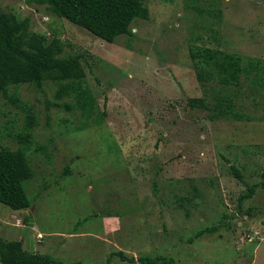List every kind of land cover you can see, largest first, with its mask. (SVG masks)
Listing matches in <instances>:
<instances>
[{
	"label": "rangeland",
	"instance_id": "1",
	"mask_svg": "<svg viewBox=\"0 0 264 264\" xmlns=\"http://www.w3.org/2000/svg\"><path fill=\"white\" fill-rule=\"evenodd\" d=\"M146 5L148 20H135L132 35L106 43L32 0H0L4 11L28 17L32 31L80 57L97 108L88 120L66 110L72 100H56L52 82L0 95V148L21 147L24 117L11 94L37 120L27 152L33 177L25 184L32 205L12 210L0 203V237L64 264H105L116 251L175 264H264V85L243 82L235 98L239 121L211 120L188 106L189 99L212 101L219 90L198 84L191 46L264 62V0ZM100 112L105 117L96 124ZM251 187V198L242 199ZM181 198L190 203L180 208ZM219 222L217 233L188 243Z\"/></svg>",
	"mask_w": 264,
	"mask_h": 264
},
{
	"label": "trees",
	"instance_id": "2",
	"mask_svg": "<svg viewBox=\"0 0 264 264\" xmlns=\"http://www.w3.org/2000/svg\"><path fill=\"white\" fill-rule=\"evenodd\" d=\"M32 1L44 6L57 18L65 19L106 43H114L120 36L132 35L131 24L135 20L149 19L146 0ZM188 54L198 84L202 87L209 85V89H219L214 93L212 101L202 97L189 99L188 106L206 111L211 120H241L243 116L235 103L237 91L242 88L243 82L248 80L256 86L264 85V62L201 46H191ZM46 82L57 85L54 95L56 100H72L71 105L64 106L66 110H78L87 120L94 116L97 109L96 100L86 82V73L80 57L65 54L64 44L59 39L32 31L28 17L20 18L17 14L4 11L0 6V95L6 96L10 87L23 84L40 90ZM231 88L233 90H230ZM8 101L21 111L24 120L18 136L21 147L16 150L0 148V203L12 210H21L32 205L26 196L25 184L33 177L27 152L32 145L31 135L33 128L37 126V120L32 107L17 93L11 94ZM52 106L61 107L58 103H53ZM104 117L105 113L100 112L95 115L93 122L100 124ZM228 166L232 175L240 180L241 175L234 165L228 162ZM258 186L264 189V168ZM253 190V187L249 188L242 199L251 198ZM178 201V206L182 208V203L188 199L181 198ZM221 225L219 222L196 231L187 239L188 243L214 235ZM112 256L129 263L175 264L172 258L162 255H142L135 259L126 257L121 251L110 253L105 264H110L109 258ZM0 264L64 263L47 255L25 251L20 241H6L0 237Z\"/></svg>",
	"mask_w": 264,
	"mask_h": 264
},
{
	"label": "crops",
	"instance_id": "3",
	"mask_svg": "<svg viewBox=\"0 0 264 264\" xmlns=\"http://www.w3.org/2000/svg\"><path fill=\"white\" fill-rule=\"evenodd\" d=\"M112 224H114V223H112ZM103 230L105 233H107V232H109L108 230H112V229H110V226L107 224L106 226L103 227Z\"/></svg>",
	"mask_w": 264,
	"mask_h": 264
},
{
	"label": "water",
	"instance_id": "4",
	"mask_svg": "<svg viewBox=\"0 0 264 264\" xmlns=\"http://www.w3.org/2000/svg\"><path fill=\"white\" fill-rule=\"evenodd\" d=\"M29 217H31L30 215H29ZM30 219V218H29ZM29 225H31V221L29 222Z\"/></svg>",
	"mask_w": 264,
	"mask_h": 264
}]
</instances>
